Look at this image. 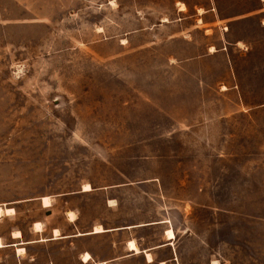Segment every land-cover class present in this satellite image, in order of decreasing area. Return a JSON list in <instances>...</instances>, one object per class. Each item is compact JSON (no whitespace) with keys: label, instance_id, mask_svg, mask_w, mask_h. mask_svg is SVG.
Instances as JSON below:
<instances>
[{"label":"rangeland","instance_id":"obj_1","mask_svg":"<svg viewBox=\"0 0 264 264\" xmlns=\"http://www.w3.org/2000/svg\"><path fill=\"white\" fill-rule=\"evenodd\" d=\"M27 14L26 4L0 0V202L17 207L11 221L24 226L39 212L24 199L108 183L113 168L210 164V187L201 169L193 183L173 189L194 199L199 236L184 243L185 262L264 264V109L258 127L247 109L264 105V29L241 28L257 39L253 54L238 60L245 103L236 112L231 103L222 107L227 123L205 130L200 124L221 107L187 103L163 45L94 43L90 27L82 36L75 27L50 33L23 21ZM175 121L185 130L171 132ZM151 155L171 157L137 159Z\"/></svg>","mask_w":264,"mask_h":264},{"label":"crops","instance_id":"obj_2","mask_svg":"<svg viewBox=\"0 0 264 264\" xmlns=\"http://www.w3.org/2000/svg\"><path fill=\"white\" fill-rule=\"evenodd\" d=\"M14 1L26 4L23 21L42 25L50 33L75 27L77 33L82 29V36L83 28L90 27L94 43L138 44L140 49L163 45L172 75L182 77L187 103L221 107L200 124L205 130L213 125L221 129L227 123L222 107L231 103V112H236L239 103H245L238 60L253 54L257 39L241 28L264 29V0H167V6L160 5L165 0H31L28 5L26 0ZM252 74L256 75L254 68ZM252 103H260L259 98ZM255 107L247 109L252 110L251 124L258 127L264 105ZM184 125L175 121L171 132L185 130ZM170 157L137 159L162 162ZM133 168V172L113 168L115 178L102 185L83 181L71 190L24 199L34 202L39 211L24 226L11 221L17 207L0 202L13 209L0 218V264H189L184 243L199 236L190 216L194 199L173 189L193 183L201 169L203 183L210 187L206 169L211 171V165L193 163L186 170L183 166L180 170L181 165L171 170L166 165ZM176 170L183 174L176 175ZM169 171L174 173L171 179ZM43 196L49 198V205H42ZM36 223L41 227L35 228ZM169 230L172 237L166 235Z\"/></svg>","mask_w":264,"mask_h":264},{"label":"bare ground","instance_id":"obj_3","mask_svg":"<svg viewBox=\"0 0 264 264\" xmlns=\"http://www.w3.org/2000/svg\"><path fill=\"white\" fill-rule=\"evenodd\" d=\"M84 187H85V189H89V186L88 185H84ZM41 201H42V205L43 206H47V205H49V198L47 197V196H43V197H41ZM13 212V209L11 208V207H2V206H0V218L3 216V215H9V214H11ZM69 217V216H68ZM35 228H40L41 226H40V224L39 223H36L35 224V226H34ZM98 227V226H97ZM100 227H101V225H100ZM99 228H97V230H98ZM41 230V229H40ZM55 230V229H54ZM53 230V231H54ZM36 231V230H35ZM56 231H58L57 229H56ZM14 236H19V232L18 231H14ZM166 235H168V237H172L173 235H172V232L169 230V231H167V234ZM130 242H132V241H130ZM0 246H1V241H0ZM129 246L130 247H132V248H134L135 246H134V244H133V242L132 243H130L129 244ZM129 247V248H130ZM22 250V249H21ZM150 254V253H149ZM86 260V259H85Z\"/></svg>","mask_w":264,"mask_h":264}]
</instances>
